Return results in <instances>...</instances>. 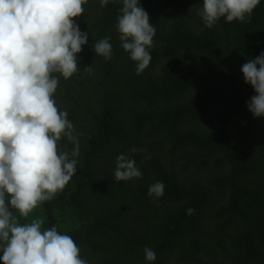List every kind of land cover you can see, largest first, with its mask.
<instances>
[{
	"label": "trees",
	"instance_id": "obj_1",
	"mask_svg": "<svg viewBox=\"0 0 264 264\" xmlns=\"http://www.w3.org/2000/svg\"><path fill=\"white\" fill-rule=\"evenodd\" d=\"M202 2L139 0L156 29L140 74L116 28L122 0H87L73 18L88 39L53 98L82 134L77 172L39 207L47 229L60 232L59 212L79 223L60 233L88 264H264V117L248 110L255 92L241 72L264 52V0L250 22L222 17L211 28ZM105 37L108 60L94 51ZM58 147L73 144L62 138ZM121 154L140 178L115 179ZM157 181L159 198L148 195Z\"/></svg>",
	"mask_w": 264,
	"mask_h": 264
},
{
	"label": "clouds",
	"instance_id": "obj_2",
	"mask_svg": "<svg viewBox=\"0 0 264 264\" xmlns=\"http://www.w3.org/2000/svg\"><path fill=\"white\" fill-rule=\"evenodd\" d=\"M101 7L108 0H100ZM87 0H0V264H88L70 235L55 226L43 229L44 220L19 224L10 207L27 218L34 208L52 200L77 172L80 143L67 111L53 98L59 77L69 79L78 71L77 53L87 43L73 18L84 13ZM260 0H203L199 10L211 28L220 18L226 22L251 21ZM116 28L121 47L130 53L140 74L148 67L156 29L139 0H122ZM108 37L94 44L97 55L111 59ZM84 71L91 74V66ZM244 82L255 95L247 102L253 117H264V52L241 67ZM59 74V76L54 75ZM66 138L71 151L61 150ZM137 149L133 148L132 152ZM117 181L140 178L135 161L118 155ZM164 194V183L149 186L148 195ZM7 197V199H6ZM194 209H187L191 215ZM146 261L156 254L143 249Z\"/></svg>",
	"mask_w": 264,
	"mask_h": 264
},
{
	"label": "rangeland",
	"instance_id": "obj_3",
	"mask_svg": "<svg viewBox=\"0 0 264 264\" xmlns=\"http://www.w3.org/2000/svg\"><path fill=\"white\" fill-rule=\"evenodd\" d=\"M14 216L17 217L19 224H21V225L31 222V220L33 218H42L44 220V224L42 225V228L47 229L45 227L44 212L39 207V205L36 208H34L31 213H29V216L27 218L19 217L18 212H16ZM54 216H55V224L57 225L59 231L62 233L72 231L79 226V223L76 220L70 218L65 213H60V212L55 213ZM0 252H2V251H0Z\"/></svg>",
	"mask_w": 264,
	"mask_h": 264
}]
</instances>
